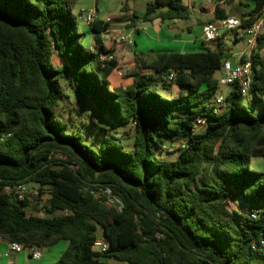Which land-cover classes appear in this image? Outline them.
<instances>
[{
	"label": "trees",
	"instance_id": "1",
	"mask_svg": "<svg viewBox=\"0 0 264 264\" xmlns=\"http://www.w3.org/2000/svg\"><path fill=\"white\" fill-rule=\"evenodd\" d=\"M77 1L0 0V238L40 250L66 242L54 264H264V171L251 168L264 159V35L251 57L249 95L234 83L214 113L224 48L160 54L146 66L136 58L131 84L113 87L118 62L101 63L83 44ZM253 1L242 28L258 14L264 20V0ZM154 16L183 20L187 8L183 0H154L141 19ZM217 18H226L221 8ZM62 81L101 117L131 126L133 148L110 135L95 149L70 133L59 119ZM199 117L206 125L196 132ZM166 140L186 143L177 159L159 156ZM18 182L48 196L47 216L28 215L30 200L3 192ZM101 188L123 208L96 194ZM231 201L244 206L230 209ZM98 239L109 244L104 255L94 250Z\"/></svg>",
	"mask_w": 264,
	"mask_h": 264
},
{
	"label": "crops",
	"instance_id": "2",
	"mask_svg": "<svg viewBox=\"0 0 264 264\" xmlns=\"http://www.w3.org/2000/svg\"><path fill=\"white\" fill-rule=\"evenodd\" d=\"M152 1L154 0H78L76 2L73 12L77 16L79 31L86 34L85 40L88 48L104 47L112 51L118 62L121 71H114L110 77L113 87H126L131 84V78H123L122 76L126 70H132L136 67V58L139 66H146L160 54L199 53L202 52L204 46L214 48V45L203 41V27L207 23L219 20L217 8H221L226 18L232 17L241 21L242 18H249V14L256 6L253 0H225L226 7H216L210 0H183V4L187 8L185 20L166 21L154 16V19L148 22L151 24L149 26L141 18L146 13L147 4ZM89 10L96 11L95 23L102 24L99 33H94L91 29L92 25L86 24V15ZM258 16L259 14L256 15V17ZM136 26L140 28L138 32L134 31ZM103 27L105 30L102 29ZM122 35H133V45L128 46L134 52L132 59H127L122 55V51L126 47L119 42ZM226 39L227 34L225 35ZM225 40L223 45L226 52ZM235 41H238V36L235 37ZM255 51L256 49L253 50V53ZM243 52L250 53L249 50H246L245 44L237 55L236 65L241 61ZM260 55L264 57V50L260 52ZM231 56L232 54L227 53V58L224 61L231 62ZM54 58H56L57 65L54 64L58 68L65 67V62L61 57L54 55L53 60ZM219 72L222 77L223 69L221 68ZM221 90L222 87L214 97L222 94L227 95L230 92V89L225 88L224 92L220 94ZM62 247L60 251L46 250V253H42L40 260H34L27 251L18 254L11 253L6 256L8 252L7 241L0 239V264H54L65 251L67 243Z\"/></svg>",
	"mask_w": 264,
	"mask_h": 264
},
{
	"label": "built area",
	"instance_id": "3",
	"mask_svg": "<svg viewBox=\"0 0 264 264\" xmlns=\"http://www.w3.org/2000/svg\"><path fill=\"white\" fill-rule=\"evenodd\" d=\"M216 7H226L227 3L225 0H210ZM96 20V11L89 10L86 15V24L92 25ZM241 21L227 17L224 19L216 20L214 22L207 23L203 27V41L207 44L214 45V48H224L223 42L225 40V35L235 29L241 28ZM246 31L245 37V47L246 50H249L250 53H242L241 61L233 66L230 61L223 62V75L219 79L220 87L230 88L234 83H239L240 90L243 96H248L251 90V84L253 81V67H252V53L253 50L257 49L258 41L262 36V31L264 29V20L263 17L258 16L255 18L252 26L244 28ZM140 30L139 26L134 27V31L138 32ZM121 44L126 46L133 45V35H122L119 39ZM92 52L98 55V58L101 63H110L115 60V56L112 51L108 52H99L98 49H92ZM176 79V73L171 72L168 76L169 81H174ZM226 98V94H222L216 97H213L210 103V107L214 113H220ZM206 125V122L203 118H197L195 122V131L198 132L202 130ZM186 146L185 142H180L177 144L178 148L184 149ZM76 169V167H73ZM3 192L9 195L16 201L23 202L25 200H30L31 202L38 203L40 206H43L47 201L48 196L41 195L39 190L36 187H31L26 183L18 182L13 184H8L3 188ZM105 197L107 203L113 207L121 210L123 205L121 201L113 194L110 188H101L98 193ZM245 211L250 213L249 208H245ZM66 212H60V214H67ZM254 217V215H252ZM1 239V238H0ZM3 240V239H1ZM8 252L6 256H9L11 253H21L27 251L34 260H40L42 258V252L40 249L35 247H24L18 243L7 242ZM94 250L100 255H104L109 250V244L105 239H98L94 243Z\"/></svg>",
	"mask_w": 264,
	"mask_h": 264
},
{
	"label": "rangeland",
	"instance_id": "4",
	"mask_svg": "<svg viewBox=\"0 0 264 264\" xmlns=\"http://www.w3.org/2000/svg\"><path fill=\"white\" fill-rule=\"evenodd\" d=\"M148 25L151 26V24L149 23ZM262 32H264V29ZM237 36L238 41L236 42L235 37ZM245 37L246 31L242 27L227 33V39L225 40L226 52L232 54L230 59L233 66L236 65L237 55L241 51L243 44L245 43ZM83 44L88 47L86 40L83 41ZM122 55L124 57H127V59H132L134 57V52L130 47L126 46L124 51H122ZM53 62L57 65L56 58H54ZM132 71L133 69L126 70L123 73L124 78H128ZM215 77L216 79H220L221 73L218 71L215 74ZM61 83L64 89L65 98L62 100L61 106L59 107V110L62 113L59 119L65 121V123L68 125L70 133H77L82 135L85 139V143L95 149L99 148L102 145L104 139L106 137H110V135H115L116 137L121 138V143L126 149L131 150L133 148L134 131L131 126H118L107 118L101 117L93 110L91 106H89L82 98H80L73 92L71 87L68 85L67 81H62ZM224 89L225 87H222L220 94L224 92ZM176 94L177 91L175 90L174 95ZM162 95L166 97L165 93H162ZM251 110L256 113L255 108L252 107ZM94 121L96 123H94ZM177 144V142L166 140L164 145V151L160 152L159 156L163 159L168 160L177 159L180 155ZM55 159L64 160V157L62 155H57ZM251 168L256 171H264V159H255L251 165ZM28 185L33 187V184L31 183ZM238 205L240 207L244 206L241 202L237 201H231L229 206L230 209H235ZM27 213L28 215L39 217L47 216L43 206H40L39 204L37 205L35 202H31ZM59 244L54 247L42 249L41 251L42 253H46V250L49 249L60 251V249L63 248L62 246H64V244L66 243L61 242ZM111 264L120 263L112 261Z\"/></svg>",
	"mask_w": 264,
	"mask_h": 264
},
{
	"label": "water",
	"instance_id": "5",
	"mask_svg": "<svg viewBox=\"0 0 264 264\" xmlns=\"http://www.w3.org/2000/svg\"><path fill=\"white\" fill-rule=\"evenodd\" d=\"M163 23H164V21H163Z\"/></svg>",
	"mask_w": 264,
	"mask_h": 264
}]
</instances>
